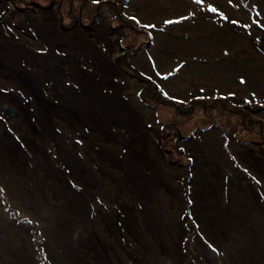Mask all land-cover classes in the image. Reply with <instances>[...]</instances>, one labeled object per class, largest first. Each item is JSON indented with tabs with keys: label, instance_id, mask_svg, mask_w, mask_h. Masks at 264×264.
Listing matches in <instances>:
<instances>
[{
	"label": "rangeland",
	"instance_id": "1",
	"mask_svg": "<svg viewBox=\"0 0 264 264\" xmlns=\"http://www.w3.org/2000/svg\"><path fill=\"white\" fill-rule=\"evenodd\" d=\"M0 23V73L35 94L41 124L63 116L83 127L69 135L87 138L79 152L66 143L60 154L71 173L42 157L28 167L39 177L55 169L59 199L49 178L47 204L38 184L13 170L38 148L33 128L0 120L9 157L0 162V264H264V0H0ZM38 37L40 50L31 48ZM42 78H56L62 108L38 99ZM63 78L74 80L70 96ZM0 102L24 113L18 96L0 91ZM95 185L118 195L98 221L89 207ZM15 194L32 209L17 211ZM40 228L56 253L40 245Z\"/></svg>",
	"mask_w": 264,
	"mask_h": 264
},
{
	"label": "flooded vegetation",
	"instance_id": "2",
	"mask_svg": "<svg viewBox=\"0 0 264 264\" xmlns=\"http://www.w3.org/2000/svg\"><path fill=\"white\" fill-rule=\"evenodd\" d=\"M40 9V8H39ZM4 12L5 11H2L1 12V14H4ZM12 20H14L15 18H11ZM1 24V23H0ZM38 39H40V40H36L35 42H33V43H31V44H33V47H31V48H38V50H40V48H42L43 47V45H45L43 42H42V40H41V38H39L38 37ZM0 40H2V39H0ZM7 42H9V40H6ZM10 43V42H9ZM2 44H5L4 42L3 43H1V41H0V50L1 49H4V48H2V47H4V46H1ZM39 44V45H38ZM12 46V45H11ZM13 47V46H12ZM16 49H20V48H16ZM28 49H30V48H28ZM140 51V50H139ZM25 67V66H24ZM6 71V70H5ZM59 76L60 77H62L61 76V73H59ZM1 77H3V78H1ZM0 79H2V81H0V91L1 92H3V93H10L11 95H13V96H15V97H19L20 98V106H21V108L24 110V113H22V112H15L14 110H12V109H8V108H6L5 107V105H3V103H1L0 102V120H4L5 122L7 121L6 120V115L7 114H13V116H17V115H22L24 118H25V120L27 121V124L29 125V126H31L30 125V122H31V118H36L39 122H40V117L36 114V113H34V111H33V109H32V107H33V101L35 100V94H33L32 92H30V91H27V90H24L19 84H18V82L16 81V78H14V77H12V76H9L6 72H2V73H0ZM11 82L13 83V84H11ZM63 82V85L65 86V83H64V81H62ZM37 83V82H36ZM39 83V85H40V88H41V90H39L38 89V99L39 100H41V102L43 103V104H45L46 106H48V107H50V108H56V107H60V108H62V105L64 104V102H63V100L62 99H59V96H56V94H57V92H56V86H54V84H58L57 83V81H56V78H42L41 79V82H38ZM7 84H9V86H12V85H15L16 86V88L15 89H11V88H9V89H6V88H2V86H4V87H7ZM46 84H49V85H51V87H49V88H47L46 89ZM51 89L53 90V92L51 91ZM151 89H153V88H151ZM47 90H48V92H47ZM67 93L69 94V96H70V89L69 88H67ZM22 93H24L25 95H26V98H29L28 100H30L29 101V108H27L26 107V109H24L23 108V106H22V99H23V96H22ZM39 94H41V96H39ZM58 100L60 101V102H58ZM4 112V113H3ZM44 112H45V114L47 113V112H49L48 110H44ZM44 116V115H43ZM52 117H54V116H52ZM48 119V118H47ZM58 120H62V123L61 124H57L58 126H56L55 125V122L56 121H58ZM53 124L52 125H50V126H45L44 124H41V122H40V125L45 129V131H46V133H47V135H48V141H46V143H45V145H41V144H38V148L37 147H35L34 145V147H29V149L30 150H32L33 152H30V150H29V155L28 156H26V155H23V156H25V160H22V162H23V164L20 166V171H18V170H16V169H13L14 170V173L16 174L17 172H19L20 174L19 175H17L19 178V180L21 181V182H23V178H21V176H23L28 182H30V185L32 184H38L37 186H38V191H39V195H41V197H42V199L47 203V204H51V201L52 200H50L49 198L47 199L45 196H44V194H43V189H46V185H47V189H48V191L50 190V188H49V185H48V182L47 183H45V181L46 180H48L49 178H52V182H54L53 183V185H52V189H53V192L55 193V196H54V194H53V196H52V198L53 199H59V196H57V193H58V190H59V188L60 187H58L57 189H55V187H56V182L53 180V178H55V169L54 168H61L60 166H59V162H60V160H63V162L65 163V160H64V158H62L61 157V153L62 152H66L67 153V151H66V149L64 148V147H62L61 146V144H59L58 142H57V140H55V139H52L51 138V135L53 136V137H55L54 135H56V134H54L53 132H52V126L54 127V128H58V129H62V128H64V127H69V128H75L76 126H81L80 124H77V123H72L69 119H67L66 117H63V116H61V117H57V118H55L54 117V119H53ZM60 125V126H59ZM61 126H62V128H61ZM93 126V125H92ZM32 127V126H31ZM48 127H50V130L48 129ZM82 127V126H81ZM94 129V128H93ZM102 129V128H101ZM34 131H35V133H37V130H35L34 129ZM97 131L99 132V128H97V129H94V131H93V135L96 137L99 133H97ZM102 132L110 139V141H112L114 138H116L117 139V137H116V135L113 133V132H111L110 130H109V135L107 134V133H105L106 131H104V129H102ZM50 133V134H49ZM111 134L112 135H114L113 137H111ZM102 139V138H101ZM102 141H104V143L105 142H107V141H105L104 139H102ZM120 141H121V144H122V146L121 147H123V145L124 146H126V141L124 140V139H120ZM16 142V141H15ZM85 142H87V141H85ZM84 142V143H85ZM30 144H32L31 142H29ZM84 143L83 144H81V145H84ZM108 143V142H107ZM111 144L112 143H114V144H116V145H118V143H119V141H117V142H115V141H112V142H110ZM50 144H54L55 146H56V148L59 150V152H60V157H59V159H57V160H53V162H54V164L53 163H51L50 162V159L47 157V154L49 153V152H51L50 153V155H51V157H53V159L56 157L55 156V154H56V152L54 153V151L51 149V147L49 146ZM16 145H18V143L16 142ZM95 145H97V146H99L98 145V143L97 142H95ZM100 147V146H99ZM18 148H19V150L22 152V153H24L25 154V151H24V148L22 147H20L19 145H18ZM28 148V147H27ZM53 149H54V147H52ZM88 150H90V151H88V153H90V154H92L93 152H95V153H100L101 152V150H98V148H88ZM104 151V153H108V154H111L110 153V151L108 152V151H105V150H103ZM36 152H38V153H40L39 154V156L36 154ZM119 153V152H118ZM52 154H53V156H52ZM78 154V156L81 158V154H79V153H77ZM30 155H32V156H30ZM172 155V154H171ZM8 154H6V152H0V162L3 160V162H4V164L3 163H1L0 164V170L2 171V164L4 165V168H5V166H8L7 165V160H9L8 158ZM30 157V158H29ZM45 158L46 159V165L48 166V165H51V166H54V168L53 167H48V168H46V173L45 172H43V175L41 176V177H39V175H37L36 174V172L35 171H32V170H28V167H30V168H33V166H32V162H34V163H36V162H39V159L40 158ZM2 159V160H1ZM93 162V161H92ZM40 163V162H39ZM55 164L57 165V166H55ZM65 165L68 167V165L65 163ZM69 168V167H68ZM3 172H5V171H3ZM66 172L67 171H65V172H63V175H65L66 174ZM30 173L31 174H33V178H31V176H30ZM21 175V176H20ZM5 176V175H4ZM37 180V181H36ZM6 183H7V181H6ZM8 184V183H7ZM97 186L95 185L94 186V188H96ZM3 188V189H2ZM30 188V187H29ZM1 189H2V192H4V191H6L5 189H4V185L2 184V186H1ZM7 192V191H6ZM25 192V191H24ZM27 192H28V188H27ZM12 193V192H11ZM27 194V193H26ZM60 194H61V198H63V192H60ZM20 195V194H19ZM18 194H15V196H11L10 197V199H13L15 202H16V204H15V207L14 208H17V211L18 210H20V207L21 206H24L23 207V209H28V210H31L32 208L30 207V206H28V203H27V201H25V202H23V201H21V203H19V199H20V196H19ZM22 195V194H21ZM28 195H31V194H29L28 193ZM26 196V195H25ZM156 196V195H155ZM17 198V199H16ZM35 198V200H36V197H34ZM156 200H157V198H156ZM33 205H36L37 204V202H33L32 203ZM9 205H11V203L9 204ZM48 209V211H49V208H47ZM48 211H46V212H48ZM51 213V212H50ZM37 215L39 216V214L37 213ZM48 215H49V213H48ZM128 215V214H127ZM133 217V216H132ZM124 218L125 217H122L121 218V221H120V219H119V224H121L122 223V219H123V221H124ZM44 220H45V222H47V223H49L50 222V218L48 217V218H46V217H44L43 218ZM194 219H196V218H194ZM130 220V219H129ZM135 221H136V219H135ZM117 223H118V221H116ZM62 226H63V224H62ZM69 231H70V228H69ZM74 231V230H73ZM23 232H24V230H23ZM44 232V229L43 228H40V233L42 234ZM76 232V231H75ZM147 232H149V231H147ZM147 232L145 231V233L147 234ZM45 233H47L45 236H46V239H44L43 238V236L40 238V240H42V243H44V242H46V244H48L49 245V239L53 242V240L51 239V233L50 232H47V231H45ZM150 233V232H149ZM72 235L74 234V232H72L71 233ZM68 235H69V233H68ZM24 236V237H23ZM142 236V235H141ZM31 237V236H30ZM144 237V236H143ZM143 237H142V239H143ZM24 238H26V235H25V233H24V235H23V233H18V235L16 236V239H15V243L16 242H18V240L21 242V243H23L22 242V240H25ZM69 238H70V235H69ZM71 239V238H70ZM112 240V239H111ZM32 241H33V239H32ZM44 241V242H43ZM106 241V240H105ZM129 243H130V241L129 240H127ZM11 242H12V240H11ZM103 243H105V242H103ZM102 243V244H103ZM106 243H108V244H110V245H116V243H114V241L112 240V242H107L106 241ZM13 244V243H12ZM104 245V244H103ZM110 245H109V247H110ZM14 247V246H13ZM52 247H53V249H54V247H55V245H49V247H48V249H51L52 250ZM55 250L56 249H54V251L53 252H55ZM14 251V250H13ZM148 252V251H147ZM13 253V252H12ZM56 253V252H55ZM165 255V254H164ZM53 256V255H52ZM86 256V259L87 260H89V254H86L85 255ZM14 257V256H13ZM51 257V256H50ZM166 257V256H165ZM57 258V256H55L54 258H50V259H52V260H55ZM163 258V257H162ZM59 259H61L62 260V258H59ZM58 259V260H59ZM164 259V258H163ZM63 261V260H62ZM66 261V260H65ZM165 262H167V261H165ZM64 263V262H63ZM124 264V263H123Z\"/></svg>",
	"mask_w": 264,
	"mask_h": 264
},
{
	"label": "trees",
	"instance_id": "3",
	"mask_svg": "<svg viewBox=\"0 0 264 264\" xmlns=\"http://www.w3.org/2000/svg\"><path fill=\"white\" fill-rule=\"evenodd\" d=\"M67 79V80H66ZM73 78H63V81H64V83L65 82H67V84L65 83V86H67L68 88H69V84H70V82H72V81H74V80H72ZM14 83V82H13ZM12 82H11V84H13ZM74 83V82H73ZM49 87H51V85H49V84H46V89L47 88H49ZM76 88V87H75ZM70 89V88H69ZM47 92H48V90H47ZM22 96H23V98H24V100H25V104H26V101L28 100H26L25 98H26V95L24 94V93H22ZM4 113V112H3ZM13 117H15V119H16V122H14V124H12V119H13ZM6 124H12L11 126L13 127V128H18V127H20L21 129H22V127H27V126H29L28 124H27V121L25 120V118L22 116V115H17V116H13V114L11 115V114H7L6 115ZM62 123V120H58V121H56L55 122V125L56 126H58L57 124H61ZM30 125L32 126V128H33V130H30L29 131V133H33L32 134V139H34L35 140V142L37 143V144H41L42 146L43 145H45V143H46V141H48V137H47V135L44 133V128L40 125V122L36 119V118H31V122H30ZM43 128V129H42ZM83 128V127H82ZM34 129L35 130H37V133H35V131H34ZM64 129V130H63ZM65 129H72V128H69V127H64V128H62V129H56V128H54L53 126H52V132L54 133V134H56L55 136L56 137H58V139H59V144H61V146L62 147H64L65 149H66V151H68V146L66 147V143H67V145H69V144H71L72 145V148H70L71 150L72 149H78L77 151L79 152L80 151V146H81V144H83L85 141H87V138L86 137H82L80 134H75L72 130H71V135H69V133L65 130ZM84 130L87 132V130H86V128H84ZM92 130L94 131V129L92 128ZM124 130V129H123ZM33 131V132H32ZM124 131H126V130H124ZM22 133V132H21ZM97 133H98V131H97ZM92 135H93V133H92ZM72 136H74V138L72 137ZM62 138H65V141L62 143V141H60V139H62ZM133 139V138H132ZM134 140V139H133ZM135 141V140H134ZM127 143H126V145L130 142V140H128V141H126ZM131 142H132V140H131ZM131 142H130V144H131ZM73 143H75V145L73 144ZM50 147L52 146V147H54V149L51 147V149L54 151V153L56 152V154H55V158L53 159V157H51V155H50V153L51 152H49L48 154H47V157L50 159V162L51 163H53L54 164V162H53V160H57V159H59V157H60V152H59V150L56 148V146L54 145V144H50L49 145ZM118 146H119V144H118ZM62 154V153H61ZM30 156H32V155H30ZM52 156H53V154H52ZM59 166L61 167V169H62V171L63 172H65V171H67L66 173H71V169H69L66 165H65V163L63 162V160H60V162H59ZM98 171V170H97ZM98 175H102V173H97ZM66 175V174H65ZM2 177H4L5 179H7V177H5V176H2ZM94 179H95V183H98V181H97V179L95 178V177H93ZM66 179H67V181H68V184H70V186L72 187V189H79V186L77 187V185L76 186H73L72 185V183L69 181V179H68V177L66 176ZM76 184V183H75ZM84 184V183H83ZM1 186H2V180H1V182H0V190L2 191V189H1ZM124 188H125V186H124ZM0 191V192H1ZM90 191L91 192H93L92 193V196H93V199L96 197V201H98V204H100V205H103L105 208H102V207H100V206H98L97 207V209H95V207H93V199L90 201V204H89V207L91 208V209H94L97 213L95 214V216L96 217H93L92 218V221L94 220H96V221H98V220H100L99 218H98V216H100V213H99V211L101 210V209H103V211H104V209H115V205H116V203L114 202L117 198H118V195H117V198H116V196H114V197H112V196H109V197H106V196H104V195H102L101 194V192H100V190L98 189V187H96V188H90ZM97 192V193H95V192ZM156 195V194H155ZM55 196V195H54ZM10 199V198H9ZM8 199V200H9ZM6 202H7V198H5V205H8V204H6ZM103 202V203H102ZM139 203V202H138ZM24 206H21V208H23ZM117 207V206H116ZM137 208H139V209H142L140 206H137ZM99 210V211H98ZM143 210V209H142ZM144 215H145V213H144ZM125 216V213L123 212V210H122V208L121 209H118L117 210V214H116V217L117 218H119L120 219V221H121V218L122 217H124ZM146 216V215H145ZM147 217V216H146ZM148 218V217H147ZM119 221V222H120ZM142 223H143V221H142ZM196 223V222H195ZM122 224V223H121ZM144 228V225H143V227L142 228H140V230L142 231V230H145L146 232H147V230L146 229H143ZM105 232V234L108 236V238L109 239H111L112 237H111V233H110V231L108 230V229H105L104 230ZM148 233V232H147ZM47 233H43V238L44 239H46V235ZM70 235V238H72V234H69ZM30 236L31 237H33L31 234H30ZM42 237V236H41ZM41 237H39V239L41 238ZM47 240V239H46ZM50 240V239H49ZM34 241V240H33ZM131 241L132 240H130V243H131ZM40 245H42V242H40ZM45 245H46V243H45ZM117 245V244H116ZM202 251V249L201 248H199V252H201ZM52 257V256H51ZM50 257V255H49V258H51ZM50 260H52V259H50ZM201 261H202V264H205V261L206 260H204V258H201ZM47 264H48V261L46 262Z\"/></svg>",
	"mask_w": 264,
	"mask_h": 264
},
{
	"label": "snow or ice",
	"instance_id": "4",
	"mask_svg": "<svg viewBox=\"0 0 264 264\" xmlns=\"http://www.w3.org/2000/svg\"><path fill=\"white\" fill-rule=\"evenodd\" d=\"M170 23V22H169Z\"/></svg>",
	"mask_w": 264,
	"mask_h": 264
}]
</instances>
